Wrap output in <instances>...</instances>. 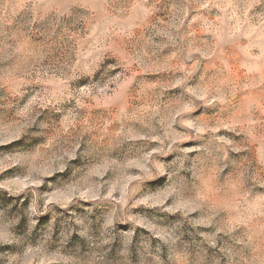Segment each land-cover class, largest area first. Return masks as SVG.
<instances>
[{"label":"clouds","instance_id":"9594fccd","mask_svg":"<svg viewBox=\"0 0 264 264\" xmlns=\"http://www.w3.org/2000/svg\"><path fill=\"white\" fill-rule=\"evenodd\" d=\"M147 3L136 0L133 8ZM156 3L136 26L141 38L149 28L152 36H167L154 46H171L167 68L153 59L154 52L136 50L110 0L25 4L20 25L45 41L53 33L59 39L9 53L6 38L0 48V60L15 65L4 76L10 93L36 95L24 109L26 123L35 125L25 137L36 142L0 153L11 156L7 176L23 184L7 196L0 191V222L8 221L0 227V246L12 245L18 253L7 258L0 247V264H88L106 243L103 237L121 231L101 227L109 213L116 220L135 215L174 225L153 249V264H264V237L253 246L241 236L235 211L237 205L259 204L254 215L264 227V105L257 106L258 115L238 105L232 97L242 89L224 74L228 61L248 46L244 41L259 42L252 58L264 65V0H184L168 31L150 24ZM53 5L71 12L48 19L36 14ZM2 7L12 13L18 5L4 0ZM188 8L197 15L181 33ZM21 84L28 87L18 93ZM129 129L138 142H128ZM105 164L106 175L95 176L93 169ZM113 183L115 195L99 194L96 203L80 195L90 189L107 193ZM125 184L127 192L117 199ZM69 189L73 199L57 207L52 196ZM10 197L16 208L4 203Z\"/></svg>","mask_w":264,"mask_h":264},{"label":"rangeland","instance_id":"374dc122","mask_svg":"<svg viewBox=\"0 0 264 264\" xmlns=\"http://www.w3.org/2000/svg\"><path fill=\"white\" fill-rule=\"evenodd\" d=\"M3 2L0 0V48H3L4 41L7 38V43L12 45L8 49L9 53L13 51L15 47H29L32 51L31 45H35L41 42L50 43L51 40H58L59 37L53 33L50 40L45 41L44 36H33L28 33L20 25L21 17H24L27 13L25 4L28 0H16L18 5L17 10L12 13H5L3 11ZM154 0H148V3L144 5V9L133 8V4L136 0H110L113 16H119L120 20L126 24L127 30L132 34L131 43L135 44L136 50L140 51L143 49L147 51L149 55L153 56L154 60L159 61L162 65L163 62L172 55L169 47L160 48L157 50L154 46L165 43L167 41V36L155 35L152 36L151 33L155 30L149 28L143 31V37L141 38V29L136 25L140 22L141 16L147 14V10ZM198 0H193L195 4ZM202 2V0H199ZM184 0H173V2H166V0H159L156 3L155 10L149 17L150 24H155L157 29L161 31H168V25L175 23L177 18L180 16L179 8ZM71 12L70 8H56L54 5L49 8H42L37 10V15H44L45 19L54 17L61 13L67 15ZM201 13L205 15L206 10L201 9ZM197 15L195 8H188L187 16L183 19V27L180 28V32H185L189 21L193 20V17ZM63 18V17H61ZM200 21L193 23V28L197 27ZM38 25L33 24L32 28L35 31ZM45 31V29H41ZM15 36V40L10 39V37ZM151 36V41L149 45H145V40H148ZM203 36V34H201ZM178 39V37H177ZM244 44H248L247 47H242L236 55L235 59H230L228 61V68L224 69V74L231 76L232 81L235 85L239 86L242 90L237 91L236 95L232 97L238 105L244 104L249 113L258 115V105H264V65H262L258 60H254L252 57L258 55L260 49L257 46L258 41H244ZM19 55V54H18ZM10 59L13 57L10 56ZM47 67V65H44ZM167 68V65H163ZM15 67L14 64H9L7 61L0 60V153L13 151L17 148H26L30 144L36 142L35 138L30 139L25 137L31 133L35 125H28L27 115L24 113V109L29 105V102L36 98L35 93L32 95H12L9 91L12 86L11 82L8 84L4 83L5 73L10 72L12 68ZM230 69V72H229ZM171 71V70H169ZM165 73H153L152 75H164ZM167 83V81H162ZM26 85H19L16 87V91L24 92ZM168 91H176V89H168ZM247 97V100L244 98ZM239 98V99H238ZM19 104V107L17 105ZM187 108V106H185ZM118 130V129H117ZM129 135L132 137L128 142H138L135 140V132L129 129ZM259 147V146H257ZM11 156L5 155V157L0 158V176H5L4 183L5 187L0 189L7 193L10 191H17L23 188V184L17 180L15 177L7 176V173L11 168L8 161ZM131 164H136L135 159L130 161ZM107 165H98L93 169L95 176L99 177L106 175L105 169ZM80 179V178H78ZM131 179V177H129ZM85 182H87L85 180ZM128 185L125 184L120 190V196L117 199H122L127 192ZM116 185L113 183L112 189L103 193H96L93 190L88 192L81 191L80 195L84 197L89 204L97 202V195L106 194L107 196L115 195ZM22 195V193H21ZM74 192L72 189L67 191H59L55 193L52 198L57 202V207H59L61 202H68L73 199ZM15 197H10L4 200V203L11 204L13 208L17 205L13 203ZM27 203V202H26ZM139 207H144V204H139ZM259 204L255 202H250L247 205H237L236 207V219L240 224V228L236 229L245 239L249 240L250 244L253 246L261 243V237H264V227H261L260 217L254 215V209L258 208ZM91 210V209H90ZM174 215H179L178 213ZM151 217L135 216L132 219H127L123 216L119 220H116L110 213L105 215L101 221V227L104 224H109L111 229H120L118 236H105L106 243L96 247L94 252L88 257V264H153L156 257V252L153 249L158 248L161 243H163L164 234L168 231L170 225L168 223H157L150 219ZM21 223H23V217L21 216ZM42 221L46 222L45 218H41ZM8 224L7 220L0 222V227ZM15 227L19 228L20 225ZM242 229V231H241ZM86 230V227H85ZM3 235V233H0ZM3 248L2 255L4 257L10 258L17 255V251L13 249L12 245L0 246ZM240 247V246H238ZM161 251H163L161 249ZM246 257H251V249H245ZM238 259V257H236Z\"/></svg>","mask_w":264,"mask_h":264}]
</instances>
